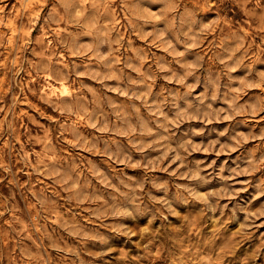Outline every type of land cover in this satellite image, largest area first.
I'll use <instances>...</instances> for the list:
<instances>
[{
  "label": "rangeland",
  "instance_id": "1",
  "mask_svg": "<svg viewBox=\"0 0 264 264\" xmlns=\"http://www.w3.org/2000/svg\"><path fill=\"white\" fill-rule=\"evenodd\" d=\"M171 3L0 0V264H264V86H245L264 73V0H183L180 10L194 11L189 19L199 25L189 41L198 47L186 52L188 38L170 27L179 24L178 13L163 11ZM100 31L107 35L98 37ZM99 39L107 41L99 52L112 53L108 60L95 55ZM173 49L184 57H175ZM197 54L203 67L179 82L173 74L182 77L186 70L176 61L194 62ZM109 60L115 61L111 78L102 80ZM220 60L234 69L233 80ZM73 66L80 75L70 72ZM209 72L213 79L220 75L217 99L205 101L216 118L185 120L170 129V147L179 138L201 148L180 150L183 163L174 153L165 156L164 147L142 154L132 136L120 134L132 104L156 127L139 99L119 93L129 89V79L155 77L147 81L151 104L187 93L184 85L199 76L191 94L177 101L183 110L185 100L197 105L198 97L211 94ZM53 85L70 91L50 94ZM229 86L240 91L229 92ZM129 90L147 89L139 84ZM81 96L94 119L62 113L61 101L73 105ZM163 111L176 119L170 105ZM129 119L136 125L135 117ZM72 126L79 143L64 131ZM194 129L202 133L193 135ZM128 154L131 161L124 158ZM197 166L204 181L181 175ZM145 177L167 185L158 190L143 184L142 207L150 212L135 220L97 218L104 202L128 191L124 184L135 186ZM100 235L105 242L91 238Z\"/></svg>",
  "mask_w": 264,
  "mask_h": 264
},
{
  "label": "clouds",
  "instance_id": "2",
  "mask_svg": "<svg viewBox=\"0 0 264 264\" xmlns=\"http://www.w3.org/2000/svg\"><path fill=\"white\" fill-rule=\"evenodd\" d=\"M167 3V0H165ZM183 2V0H174V3H171L168 7H166L163 11L164 13H167L168 11L177 12L178 16L180 17V22L178 25L176 24H170V27H175L176 31L184 37H187L188 39L183 41L185 52L190 48L197 46L192 45L189 41L191 38L196 35L194 32V26L198 27L199 25L196 24L195 19H189L191 17H194V11H190L186 7L180 10V5ZM235 2L240 3L241 0H235ZM246 2V0H245ZM205 3H207V0H205ZM55 11V9H53ZM176 18L174 17L173 20ZM107 33L100 31L98 32V37L106 36ZM118 42V41H116ZM107 43L104 39H99V42L95 45L96 52L95 55L98 60L105 61L108 60V56L112 55V53H109L108 56L101 55L99 52L100 45ZM85 47H88L89 50H91L92 46L86 45ZM185 52H177L175 49H173L172 54L175 57L183 58L185 55ZM219 59V58H217ZM180 64L182 68H184L186 71L182 77H176L175 74L173 76L179 81L183 82L187 80L189 76H195L197 72L203 67V56H200L199 54L196 55L194 62H189L183 59H178L176 61ZM115 61L109 60L108 63L104 64V67L109 70L108 75L100 76V79H109L111 78V70L113 68ZM220 63L225 65V68L228 69L227 73H224L229 76V80H233V77L230 75V73L234 70L232 68H229L225 61L220 60ZM127 67H131L134 72L139 73L140 75H144V73L140 72V69L131 63H126ZM157 67L164 71V67L157 64ZM72 74L80 75L79 72L76 71V66H73V68L70 70ZM93 75H100L99 73H93ZM251 75V73H249ZM259 75V82L255 83H247L245 84L246 87L249 88H258L264 86V73H258ZM118 78V77H117ZM153 76H145L144 80H128L129 89L132 85H139L144 84L146 91L140 92L135 90H129L125 88L118 89L119 93L123 96L128 97L131 100H137L139 99L142 104L148 109L150 113V120L151 122L155 123L156 127H150L149 126V120H146L139 111V108L135 105H129V107L132 109L131 112L123 113L122 119L123 123L126 126V131H122L120 134H124L127 136H132V144L133 147L137 148L138 151H140L143 154V151L146 148L154 147H164L165 150V156L171 152L174 153V160H182V157L180 155V150H183L184 152H188L190 149L193 151H200L201 148L199 145L193 144L191 139H179L177 140V147L173 148L169 146V142L172 140V135L170 133V129L172 127L173 123H183L185 120H202L203 122L207 123L208 118L211 117L213 119L217 116V110L212 109L211 104H206L205 101H215L217 99V93L219 91L220 87V75H217L215 79L212 78L211 73L209 72L207 77V83L211 85L212 92L210 95L206 94L203 96L198 97L199 103L197 105H193L191 103H188L185 100V103L187 104V107L183 110L180 109L179 104L177 103L178 100L185 99L186 96L191 94L192 89L197 87V85L200 83V77H197L196 83L194 84H185L184 86L188 89L187 93L181 94L179 92L175 93V95H172L169 93V95H172V100L169 101L168 97H164L163 100L159 101H153L151 104L148 102V97L152 94L151 93V85L147 83L148 80L154 79ZM167 78V77H166ZM229 92L231 91H240V89H233L231 86H229ZM66 95L71 96V93H66ZM59 100V97H58ZM74 104L69 105L67 102L61 101V103H64L65 106L62 109L63 114H71L75 115L77 112H82L84 115L88 116L89 119H94V114L90 113L88 108L84 106L83 97H75L74 98ZM165 105H170L171 108L176 110V119L174 121H170L168 115L163 111V108ZM73 107L76 108V111H73ZM111 107L116 108V104H111ZM241 109H236V111H240ZM130 117H135L136 119V125H133L130 123ZM163 118L161 121L160 118ZM222 119H230L229 116H223ZM71 130L74 135H76L75 126H72L71 129L65 128L64 131L67 132ZM162 130V131H161ZM202 133V130H192L193 135H199ZM135 134V135H134ZM147 137H154L150 142H145L144 138ZM82 139L79 135H76V140L79 143V141ZM116 155L119 157L121 155L120 150L117 149ZM125 159L131 161V155L128 154L124 157ZM264 162V161H262ZM137 166L145 167L148 171H151V166L148 164H139ZM200 171H202L198 166L195 171H192L189 169L187 173H182L181 175H186L189 180H200L204 181L205 177L200 176ZM59 174V173H57ZM151 183L153 188L160 189L165 188L167 189L166 184H159L156 183L155 179L152 177H145L144 181L137 182L135 186L124 184V188L128 191L121 192L120 197L115 198L111 204H108L107 202H104L101 207L103 208L102 212H96L97 218L100 220L105 219L106 217H126L131 220H135L138 215H144L150 212L151 210L147 208V206L142 207L144 205V196L140 195L139 193L143 192V184L144 183ZM111 187V185H109ZM145 195L148 196L150 200L153 202H159L165 205L169 204V201L167 199L157 201L156 197L151 196L150 193H146ZM122 227V226H121ZM117 231L119 229H116ZM92 239L100 240L101 242H105V238L100 236L91 237Z\"/></svg>",
  "mask_w": 264,
  "mask_h": 264
},
{
  "label": "bare ground",
  "instance_id": "3",
  "mask_svg": "<svg viewBox=\"0 0 264 264\" xmlns=\"http://www.w3.org/2000/svg\"><path fill=\"white\" fill-rule=\"evenodd\" d=\"M50 94H58V93H60V91L61 92H69L70 91V89H69V87L68 86H63V88L62 87H58V86H56V85H53V86H51L50 88H49V90H47Z\"/></svg>",
  "mask_w": 264,
  "mask_h": 264
}]
</instances>
